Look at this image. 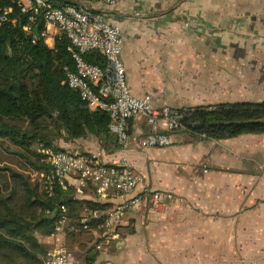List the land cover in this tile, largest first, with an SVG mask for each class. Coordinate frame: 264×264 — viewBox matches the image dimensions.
<instances>
[{"label": "crops", "instance_id": "crops-1", "mask_svg": "<svg viewBox=\"0 0 264 264\" xmlns=\"http://www.w3.org/2000/svg\"><path fill=\"white\" fill-rule=\"evenodd\" d=\"M61 1L100 12L120 28L136 97L151 95L157 107L175 109L264 101V0ZM147 128L144 117L133 120L126 147L95 136L65 143L102 153L106 163L127 161L142 177L133 194L111 193L107 208L145 187L175 195L158 209L149 200L130 209L111 243L89 260L97 235L66 230L62 246L79 241L71 247L73 264H264V133L200 140L178 132L168 147L141 148ZM71 183L68 197L97 201L91 185L77 193L75 176Z\"/></svg>", "mask_w": 264, "mask_h": 264}, {"label": "trees", "instance_id": "trees-1", "mask_svg": "<svg viewBox=\"0 0 264 264\" xmlns=\"http://www.w3.org/2000/svg\"><path fill=\"white\" fill-rule=\"evenodd\" d=\"M0 7H13L10 21L0 28V139L15 146L13 154L37 172L48 169L44 155L34 148L38 142L55 148L56 138L63 135L70 141L95 136L104 145L117 144L108 129L109 116L90 110L79 94L65 84L64 68L73 67L67 38L57 36L52 48L43 38L32 42L23 29L27 16L12 0L0 2ZM85 58L104 64L97 52L88 53ZM178 111L182 114L181 127L174 133H188L195 139L221 140L264 133V101ZM67 193L72 190L56 187L49 197L44 190L40 193L38 185L26 174L0 169V264H44L46 249L39 238L55 232L57 216L52 212L58 205H66L69 224L79 220L83 204L89 212L108 207L98 201L70 198ZM101 220H94L91 225ZM98 251L90 248L88 260L96 257Z\"/></svg>", "mask_w": 264, "mask_h": 264}, {"label": "built area", "instance_id": "built-area-1", "mask_svg": "<svg viewBox=\"0 0 264 264\" xmlns=\"http://www.w3.org/2000/svg\"><path fill=\"white\" fill-rule=\"evenodd\" d=\"M5 0H0L3 2ZM21 14L27 16L24 31L35 42L43 38L52 48L57 36L56 30L68 40V51L72 55L73 67L66 66L65 84L75 90L90 110L105 112L109 116L108 129L117 143L123 147L131 140L130 123L144 117L147 123L146 133L139 138L141 148H165L172 144L171 135L181 127L182 114L178 109L153 103L151 95L136 97L132 94L127 81V72L122 60L124 39L120 28L104 19L100 12L92 11L80 3L61 0H12ZM114 5V0H90ZM13 7H0V28L10 21ZM16 23V19L12 20ZM42 25V26H41ZM36 26H41L39 36ZM188 27L189 23H185ZM50 41L53 43L51 44ZM99 53L104 64L88 62L86 54ZM40 153L48 169L39 172L41 187L49 196H53L56 187L68 191L75 176L77 193H83L91 185L98 202L105 203L111 193L133 194L142 183V177L127 161L116 164L106 163L102 153L79 152L63 149L53 151L40 145ZM175 195L169 191L143 188L139 194L104 211L95 210L81 214L76 223L69 224L67 207L58 205L52 212L57 216L55 232L50 235L53 243L43 257L44 264H73L75 255L62 246L61 236L69 229L73 232H92L97 235L95 246L102 250L115 238L116 230L125 214L150 201L151 209H158L173 201ZM95 226L94 220H100Z\"/></svg>", "mask_w": 264, "mask_h": 264}, {"label": "rangeland", "instance_id": "rangeland-1", "mask_svg": "<svg viewBox=\"0 0 264 264\" xmlns=\"http://www.w3.org/2000/svg\"><path fill=\"white\" fill-rule=\"evenodd\" d=\"M56 139L57 140H55L54 146L57 149L52 148V147H46V148H49L53 151H59V150H63V149H69V150L73 151L75 149L72 146H70L72 148H69L68 146L65 145V143H68V144L75 143L73 140L72 141L66 140V139H64L63 135L60 138H56ZM40 145H42V144L38 142L36 145H34V148L36 150H39ZM73 146L78 147V145H74V144H73ZM44 147H45V145H44ZM76 149H79V148H76ZM15 150H16V147L13 146L7 139H5V138L0 139V169H5V170L13 169V170L18 171L20 173L26 174L30 178V180L32 181L33 184L38 185L39 191H40V193H42L43 190L41 187L40 176L38 174L39 171L37 172V171L30 169L27 166L24 159L13 154V152ZM40 238H39V240H41ZM76 242L73 241V244ZM41 243L45 246L44 248L47 250L49 245L44 244L43 242H41ZM67 243H68L67 244L68 248L71 251H72L71 247L76 246V245L72 246L73 244L70 245L69 240L67 241ZM77 243H79V241ZM74 251H77V250H74Z\"/></svg>", "mask_w": 264, "mask_h": 264}, {"label": "water", "instance_id": "water-1", "mask_svg": "<svg viewBox=\"0 0 264 264\" xmlns=\"http://www.w3.org/2000/svg\"><path fill=\"white\" fill-rule=\"evenodd\" d=\"M39 29H40V27L36 26V28L34 30L37 37L39 36Z\"/></svg>", "mask_w": 264, "mask_h": 264}]
</instances>
